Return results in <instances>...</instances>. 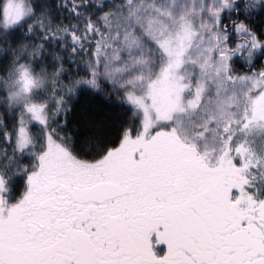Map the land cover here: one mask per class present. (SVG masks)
<instances>
[{"label":"snow or ice","instance_id":"snow-or-ice-1","mask_svg":"<svg viewBox=\"0 0 264 264\" xmlns=\"http://www.w3.org/2000/svg\"><path fill=\"white\" fill-rule=\"evenodd\" d=\"M0 264H264V0H0Z\"/></svg>","mask_w":264,"mask_h":264}]
</instances>
